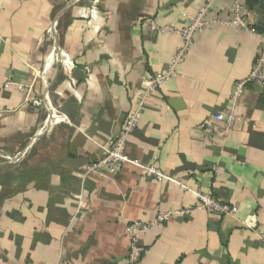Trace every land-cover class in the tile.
<instances>
[{"label":"crops","instance_id":"1","mask_svg":"<svg viewBox=\"0 0 264 264\" xmlns=\"http://www.w3.org/2000/svg\"><path fill=\"white\" fill-rule=\"evenodd\" d=\"M208 1L0 0V264H126L128 222L192 206L208 191L236 212L197 210L139 233L138 264H264V87L247 82L231 99L264 41L254 11L253 31L203 27L143 107L129 162L112 175L85 173L143 79L164 71L182 43L150 23L184 28ZM231 6L213 0L209 17L228 18ZM45 96L66 120L36 134ZM228 112L237 119L226 133L200 134Z\"/></svg>","mask_w":264,"mask_h":264},{"label":"built area","instance_id":"2","mask_svg":"<svg viewBox=\"0 0 264 264\" xmlns=\"http://www.w3.org/2000/svg\"><path fill=\"white\" fill-rule=\"evenodd\" d=\"M93 8L96 7L99 0H91ZM213 7V0L208 1L203 7H201L196 14L190 19V23L184 28H176L171 25L158 26L150 23V29L160 33V34H171L181 36L182 43L177 48L175 53L172 55L169 65L164 71L158 72L151 77H147L142 81V88L138 95L135 107L130 111L126 117L121 130L118 135L110 140L103 154L94 162L87 164L85 168V173H97L98 175L115 174L124 163L129 162V157L126 154V145L128 136L136 129L142 114V109L146 105V102L151 98V96L157 91V89L171 77L177 74V67L186 59L188 51L191 47L192 40L197 33H199L203 27L210 23H219L228 26H237L243 29H249L247 22V16L249 9L246 6L245 0H232V6L229 9L228 18L220 17H209V12ZM264 39V35H263ZM59 59H62L63 52H59ZM53 56L48 57L47 61L51 60ZM46 71V70H45ZM44 71V72H45ZM37 73V72H36ZM40 73V72H38ZM37 73V75H39ZM249 83H254L260 87H264V41L262 42L261 48L257 54L254 66L249 74V76L235 84L234 90L232 91L231 99L232 104H236L237 99L240 97L244 85ZM16 86L19 90L31 92L32 84L27 85L24 83H17ZM48 98L45 96L44 103L47 104ZM48 112L46 113L42 124L37 130L36 134H41L44 131L45 126L52 125L55 123H60L66 120V116L53 108L52 105H46ZM237 117L234 113L228 112L215 113L208 121L203 124V128L200 130L202 136H207L213 130L218 129L222 133H226L234 124ZM213 121L222 122L224 125L217 128ZM136 163L137 161H130ZM149 171L156 177V179L161 180L164 175L160 173L156 168L149 167ZM197 210H205L209 213L214 214H234L236 208L230 206L220 200H217L208 191L206 193H199L197 195V202L189 207L176 208V209H165L158 210L151 221L143 223L140 221H130L125 226V235L128 240L127 248V260L126 264H138L144 254L145 247L139 242V233L150 231L155 225H158L164 221H167L171 217L177 216H187L192 214Z\"/></svg>","mask_w":264,"mask_h":264},{"label":"trees","instance_id":"3","mask_svg":"<svg viewBox=\"0 0 264 264\" xmlns=\"http://www.w3.org/2000/svg\"><path fill=\"white\" fill-rule=\"evenodd\" d=\"M245 3L248 9L257 15V23L252 26V29L256 33L264 35V0H245Z\"/></svg>","mask_w":264,"mask_h":264}]
</instances>
